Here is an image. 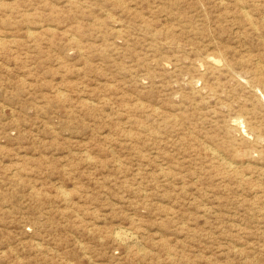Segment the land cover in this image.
Masks as SVG:
<instances>
[{
    "label": "rangeland",
    "instance_id": "obj_1",
    "mask_svg": "<svg viewBox=\"0 0 264 264\" xmlns=\"http://www.w3.org/2000/svg\"><path fill=\"white\" fill-rule=\"evenodd\" d=\"M263 130L264 0H0V264H264Z\"/></svg>",
    "mask_w": 264,
    "mask_h": 264
},
{
    "label": "bare ground",
    "instance_id": "obj_2",
    "mask_svg": "<svg viewBox=\"0 0 264 264\" xmlns=\"http://www.w3.org/2000/svg\"><path fill=\"white\" fill-rule=\"evenodd\" d=\"M204 9H205V8H204ZM158 38H159V37H158ZM217 46H218V45H217ZM203 55H204V54H203ZM204 58H205V57H204ZM212 58H213V57H212ZM216 58H217V57H216ZM202 59H203V58H202ZM205 59H206V58H205ZM214 59H215V58H214ZM207 60H208V59H207ZM211 60H212V59H211ZM219 60H220V59H219ZM223 61H224V60H223ZM199 62H200V61H199ZM205 62H206V61H205ZM208 63H209V62H208ZM223 63H225V62H223ZM162 64H163V63H162ZM166 64H167V63H166ZM166 64H165V66L167 67ZM196 64H197V63H196ZM205 64H206V63H205ZM215 65H216V64H215ZM187 67H188V66H187ZM202 67H203V65H202ZM202 67H200V68H202ZM217 67H218V65H217ZM195 68H196V67H195ZM227 68H228V67H227ZM235 68H236V67H235ZM202 69H203V68H202ZM217 69H218V68H217ZM220 69H221V68H220ZM228 69H229V68H228ZM230 70H231V69H230ZM204 71H205V69H204ZM228 71H229V70H228ZM201 72H202V71H201ZM215 72H216V71H215ZM225 72H226V70H225ZM232 72H233V71H232ZM209 73H210V72H209ZM228 73H229V72H228ZM228 73H227V74H228ZM223 74H224V73H223ZM232 74H233V73H232ZM209 75H210V74H209ZM234 75H237V74L235 73ZM244 75H245V74H244ZM244 75H243V76H244ZM237 76H238V75H237ZM249 76H250V74H249ZM206 77H207V76H206ZM227 77H229V76H227ZM235 77H236V76H235ZM210 78H211V77H210ZM210 78H209V79H210ZM221 78H222V77H221ZM236 78H237V77H236ZM240 78H241V77H240ZM238 79H239V78H238ZM241 79H242V78H241ZM248 79H249V78H248ZM260 79H261V78H260ZM212 80H213V79H212ZM235 80H236V79H235ZM223 81H224V80H223ZM245 81H247V80H245ZM242 83H243V81H242ZM226 84H227V83H226ZM246 84H247V83H246ZM232 85H234V84H232ZM249 86H250V85H249ZM249 86H248V87H249ZM194 87H195V86H194ZM226 87H227V86H226ZM248 87H247V88H248ZM189 88H190V86H189ZM200 88H201V87H200ZM249 88H250V87H249ZM194 89H195V88H194ZM197 89H198V88H197ZM250 89H251V88H250ZM257 89H259V88H257ZM251 90H252V89H251ZM259 90H260V89H259ZM259 90H258V91H259ZM219 91H220V90H219ZM238 91H239V89H238ZM202 92H203V91H202ZM202 92H201V94H202ZM207 92H208V90H207ZM229 92H230V91H229ZM238 93H240V91H239ZM245 94H246V93H245ZM247 94H248V93H247ZM211 95H213V94H211ZM223 96H224V95H223ZM241 96H242V95H241ZM246 96H247V95H246ZM259 96H260V95H259ZM183 98H184V97H183ZM195 99H196V98H195ZM212 99H213V98H212ZM212 99H211V100H212ZM222 99H223V98H222ZM256 99H257V98H256ZM211 100H210V101H211ZM213 100H214V99H213ZM262 100H263V99H262ZM214 101H215V100H214ZM187 102H188V101H187ZM257 102H258V101H257ZM189 103H190V102H189ZM217 103H218V102H217ZM185 105H186V104H185ZM213 105H214V104H213ZM233 106H234V105H233ZM236 106H237V105H236ZM258 106H259V105H258ZM234 107H235V106H234ZM224 108H225V107H224ZM224 108H223V109H224ZM151 109H152V108H151ZM227 109H228V108H227ZM158 111H159V110H158ZM188 111H189V110H188ZM261 111H262V110H261ZM159 112H160V111H159ZM159 112H158V113H159ZM224 113H225V112H224ZM226 113H227V112H226ZM261 113H262V112H261ZM156 114H157V112H156ZM159 114H160V113H159ZM234 114H235V113H234ZM151 116H152V114H151ZM226 117H227V116H226ZM232 117H233V116H232ZM160 118H161V117H160ZM166 118H167V116H166ZM173 118H174V117H173ZM258 118H259V117H258ZM258 118H257V119H258ZM179 120H180V119H179ZM242 120H244V119H242ZM176 121H178V120H176ZM191 121H192V120H191ZM238 121H239V120H238ZM178 122H179V121H178ZM209 122H210V120H209ZM221 122H222V121H221ZM232 123H233V122H232ZM200 124H201V123H200ZM200 124H199V125H200ZM234 124H238V123H234ZM241 124L244 125V123L240 122V126H241ZM228 125H229V124H228ZM234 126H235V125H234ZM237 126H238V125H237ZM214 127H215V126H214ZM220 127H221V126H220ZM238 127H239V126H238ZM244 127H245V126H244ZM168 128H170V127H168ZM241 128L243 129V127H241ZM245 129H246V128H245ZM216 130H217V129H216ZM239 130H240V128H239ZM233 131H234V130H233ZM263 131H264V130H263ZM234 132H235V131H234ZM239 132H241V131H239ZM242 132H243V130H242ZM242 132H241V134H240V133H239V134L242 135V134H243ZM246 132H247V130H246ZM222 133H223V132H222ZM231 133H232V131H231ZM235 133H236V132H235ZM244 134H246V133H244ZM257 134H259V133H257ZM158 135H159V134H158ZM249 135H251V134H249ZM259 135H260V134H259ZM259 135H258V136H259ZM234 136H236V135H234ZM251 136H252V135H251ZM253 136H254V135H253ZM253 136H252L251 138H253ZM258 136H257V137H258ZM257 137H256V138H257ZM239 138H240V137H239ZM239 138H238V139H239ZM247 138H248V137H247ZM148 139H149V137H148ZM152 140H153V139H152ZM235 140H236V138H235ZM249 140H250V138H249ZM249 140H248V141H249ZM253 140H254V139H253ZM263 140H264V139H263ZM248 141H247V143H248ZM250 142H251V141H250ZM254 142H256V141L254 140ZM260 142L262 143V139H261ZM260 142H259V146H261V145H260ZM173 143H174V142H173ZM251 143H252V142H251ZM236 144H237V143H236ZM256 144H258V143H256ZM155 145H156V144H155ZM207 146H208V145H207ZM209 148H210V147H209ZM242 150H243V149H242ZM258 150H259V149H258ZM212 151H213V149H212ZM214 151H215V149H214ZM253 151H254V150H253ZM209 153H210V152H209ZM252 153H253V152H252ZM214 154H215V153H213V156H214ZM256 154H257V153H256ZM211 155H212V154H211ZM215 155H217V154H215ZM221 158H223V157L221 156ZM252 158H253V157H252ZM254 158H255V157H254ZM219 159H220V158H219ZM255 159H256V158H255ZM245 160H246V159H245ZM257 160H258V158L256 159V161H257ZM220 161H221V160H220ZM243 161H244V160H243ZM222 162H223V161H222ZM228 162H229V161H228ZM245 162H246V161H245ZM252 162H254V161H252ZM241 163H243V162H241ZM241 163H240V164H241ZM248 163H249V161H248ZM257 163H258V162H257ZM249 164H250V163H249ZM228 165H229V164H228ZM230 165H232V164L230 163ZM230 165H229V168L231 167ZM245 165H246V164H245ZM232 166H234V165H232ZM220 170H221V169H220ZM234 170H235V169H234ZM235 171H237V170H235ZM230 172H231V170H230ZM232 175H233V174H232ZM222 178H223V177H222ZM223 179H224V178H223ZM238 179H239V178H238ZM250 179H251V178H250ZM250 179H249V180H250ZM245 180H246V179H245ZM247 181H248V180H247ZM247 181H246V182H247ZM253 181H254V180H253ZM253 181H252V182H253ZM240 182H241V181H240ZM249 182H250V181H249ZM242 183H243V182H242ZM248 184H249V183H248ZM247 186H248V185H247ZM253 192H254V190H253Z\"/></svg>",
    "mask_w": 264,
    "mask_h": 264
}]
</instances>
